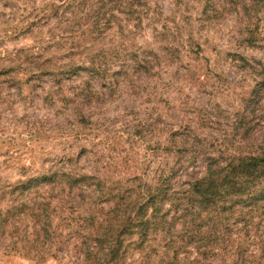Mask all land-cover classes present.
<instances>
[{
  "label": "rangeland",
  "instance_id": "1",
  "mask_svg": "<svg viewBox=\"0 0 264 264\" xmlns=\"http://www.w3.org/2000/svg\"><path fill=\"white\" fill-rule=\"evenodd\" d=\"M142 4L136 25L98 0H0V264H113L92 238L139 186L264 141V0ZM136 240L116 264H161L160 237L144 259Z\"/></svg>",
  "mask_w": 264,
  "mask_h": 264
},
{
  "label": "trees",
  "instance_id": "2",
  "mask_svg": "<svg viewBox=\"0 0 264 264\" xmlns=\"http://www.w3.org/2000/svg\"><path fill=\"white\" fill-rule=\"evenodd\" d=\"M98 3L100 10L107 6L117 8L126 20L136 21V25H140L145 13L140 7H146L142 0H98ZM81 31L83 35L89 32L82 28ZM252 148L255 151L251 154L255 155L228 156L223 162L209 158L204 175L192 174L179 190L171 187L177 175L174 170L166 175L161 173L155 185L139 186L136 199L126 202L114 227L108 224L102 234L93 236L92 242L100 248L107 245V261L113 264L124 257L127 252L124 242L134 234L143 259L148 258L146 243L157 236L163 240L158 256L161 264H209L211 256L220 253L223 257L228 252L236 256L234 264L238 261L259 264L264 260V141ZM38 180L50 183L53 176ZM21 206L28 210V206ZM121 206L123 201L119 200L112 210L115 221ZM14 210L10 208V212ZM4 212L7 211H0V216ZM108 219L112 217L107 216L104 221ZM233 234L236 238L227 242ZM193 252L196 257L190 259ZM257 253L259 259H255Z\"/></svg>",
  "mask_w": 264,
  "mask_h": 264
}]
</instances>
